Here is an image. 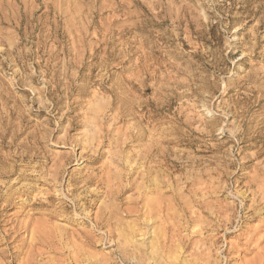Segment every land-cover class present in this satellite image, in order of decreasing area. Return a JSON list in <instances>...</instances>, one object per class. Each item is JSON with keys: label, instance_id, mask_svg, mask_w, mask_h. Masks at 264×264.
Returning a JSON list of instances; mask_svg holds the SVG:
<instances>
[{"label": "rangeland", "instance_id": "374dc122", "mask_svg": "<svg viewBox=\"0 0 264 264\" xmlns=\"http://www.w3.org/2000/svg\"><path fill=\"white\" fill-rule=\"evenodd\" d=\"M263 73L264 0H0V264H264Z\"/></svg>", "mask_w": 264, "mask_h": 264}, {"label": "bare ground", "instance_id": "6f19581e", "mask_svg": "<svg viewBox=\"0 0 264 264\" xmlns=\"http://www.w3.org/2000/svg\"><path fill=\"white\" fill-rule=\"evenodd\" d=\"M257 45H259V43H256L255 46H257ZM244 57H246V55H245ZM262 75H263L262 77L264 78V73H263ZM254 78H255V77H254ZM249 79H250V78H249ZM256 79H258V78H256ZM258 81H259V79H258ZM250 82H251V81H250ZM252 82H253V81H252ZM256 82H257V81H256ZM256 82H255V83H256ZM262 82H263V81H262ZM263 83H264V82H263ZM253 84H254V83H253ZM256 84H257V83H256ZM258 84H259V83H258ZM260 84H261V83H260ZM260 88H261V87H260ZM254 89H255V88H254ZM258 90H259V88H258ZM226 91H227V90H226ZM256 91H257V90H256ZM263 92H264V89H262V93H263ZM261 98H262V97H261ZM259 100H260V99H259ZM262 101L264 102V99H263ZM233 116H234V115H233ZM234 118H238V117H235V116H234ZM263 118H264V117H263ZM259 122H260V120H259ZM261 124L264 125V120L261 121ZM261 124H260V125H261ZM258 125H259V124H258ZM227 127H228V125H227ZM260 128H261V127H260ZM209 133L211 134L212 132L210 131ZM163 138H164V137H163ZM165 139H166V138H165ZM165 139H164V141H165ZM162 140H163V139H162ZM162 140H161V142H162ZM168 142H169V141H168ZM171 142H173V141H171ZM169 143H170V142H169ZM154 144H155V143H154ZM158 144H159V143H158ZM154 151H155V149H154ZM154 151H153V152H154ZM150 154H151V153H150ZM153 154H154V153H153ZM151 157H152V156H151ZM148 158L150 159V157H148ZM90 182H92V181H90ZM90 182H89V184H91ZM94 182H95V181H94ZM92 183H93V182H92ZM90 193H91V192H90ZM91 195H92V194H90V196H91ZM3 241H4V240H3ZM4 242H5V241H4ZM211 244H212V243H211ZM215 244H216V243H215ZM212 245H213V244H212ZM151 246H152V244H151ZM153 248H154V247H153Z\"/></svg>", "mask_w": 264, "mask_h": 264}]
</instances>
